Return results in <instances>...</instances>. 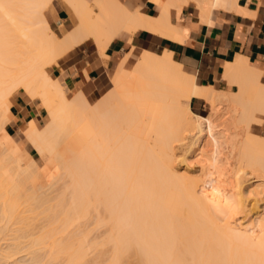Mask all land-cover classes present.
I'll list each match as a JSON object with an SVG mask.
<instances>
[{
  "label": "bare ground",
  "instance_id": "6f19581e",
  "mask_svg": "<svg viewBox=\"0 0 264 264\" xmlns=\"http://www.w3.org/2000/svg\"><path fill=\"white\" fill-rule=\"evenodd\" d=\"M57 1L69 11L64 34L46 14L57 13ZM152 1L163 8L158 17L120 0H0V264H264V205L255 220L245 218L254 194L248 178L264 189V136L252 131L264 126L257 68L243 57L227 63L233 92L198 87L172 52L133 46L97 99L64 73L52 75L60 57L89 39L104 60L113 40L131 42L141 29L184 41L188 30L170 22V8L195 1L207 21L237 3ZM16 94L37 99L49 121L40 126L33 118L19 136L9 134ZM192 99L207 114L194 112ZM226 148L237 169L227 165L236 181L231 211L215 197ZM180 151L197 152L187 172H179ZM56 165L70 178L68 197L42 190V171ZM100 227L101 236L91 233Z\"/></svg>",
  "mask_w": 264,
  "mask_h": 264
},
{
  "label": "crops",
  "instance_id": "0c3cea01",
  "mask_svg": "<svg viewBox=\"0 0 264 264\" xmlns=\"http://www.w3.org/2000/svg\"><path fill=\"white\" fill-rule=\"evenodd\" d=\"M120 1L131 2L147 15L158 17L163 11L152 0ZM236 1L233 7L214 10L207 21H203L201 9L195 1L183 5L181 11L170 8V22L188 30L184 41L141 29L132 35L131 42L113 40L106 49L107 58L104 60L98 55L95 41L89 39L61 58L58 67L52 69V75L64 73L70 86L82 84L90 96L105 86L108 76L124 53L136 46L152 51L165 48L172 52L174 58L193 76L198 87L211 86L222 91H236L237 85L230 83L224 76L227 63H236L241 57L260 71L264 82V0ZM56 6L57 18L52 16L49 21L55 30L60 29L64 34L63 25L60 22L58 25L57 19L67 21L69 11L59 1ZM85 70L88 79L84 81L81 73ZM10 109L15 118L6 125L9 134H15L24 122L39 119L42 115V108H37L33 101H26L20 94L14 96Z\"/></svg>",
  "mask_w": 264,
  "mask_h": 264
},
{
  "label": "rangeland",
  "instance_id": "374dc122",
  "mask_svg": "<svg viewBox=\"0 0 264 264\" xmlns=\"http://www.w3.org/2000/svg\"><path fill=\"white\" fill-rule=\"evenodd\" d=\"M122 2V1H121ZM123 4H131L132 5V8H133V10L134 11H137V10H139L140 8L139 7H137V6H135V5H133L131 2H122ZM46 14H47V17H48V19L50 20L51 19V17H52V14L49 12V11H47L46 12ZM51 14V15H50ZM57 15H56V12L54 13V17H56ZM57 18V17H56ZM70 19L68 18L67 19V21H62V20H60V19H57V23H58V25H59V22L63 25V32H67V31H69V29H70V25L68 24V21H69ZM67 28H68V30H67ZM55 30V29H54ZM56 31L59 33V32H61V30L60 29H56ZM62 34V33H61ZM155 51H160L161 52V54L163 55V56H167L169 53H170V51H168V50H166L165 48H163L162 50H159V49H156ZM124 56V55H123ZM64 57V56H63ZM63 57H60L59 58V60L61 59V58H63ZM114 74V70H112L111 71V74H110V76L111 75H113ZM110 84L108 83V81L106 82V84H105V86L102 88V89H100V90H98V91H95L92 95H90V97H91V99H97L98 98V96L109 86ZM216 87V86H215ZM216 88H218V87H216ZM236 87H234V89H235ZM99 94H98V93ZM34 103H36V105H37V108H42L41 106H38V100L36 99V100H34L33 101ZM204 102L202 101V100H197V99H192L191 100V103H190V106H191V108H192V110L194 111V112H196V113H199V114H203V115H205V114H207V112L205 111V109H204ZM36 121H37V123L40 125V126H44L48 121H49V116L47 115V113H46V110L44 109V108H42V115L39 117V119H37V118H34ZM254 127H255V129H254ZM19 131V127L17 128V130H16V133L15 134H11L12 136H19V134H17V132ZM252 131L255 133V134H258V135H262V136H264V126H257V125H255V126H253L252 127ZM24 142V141H23ZM201 147H203V141H202V139H200L199 141H197V144H196V149H199V150H201ZM224 148V147H223ZM27 149L30 151V153H32L33 155L36 153L35 152V150L34 149H31L30 147H27ZM225 149V148H224ZM223 149V150H224ZM220 150H221V153H222V149L220 148ZM227 151V152H226ZM181 153H180V155L183 157V161L182 162H184V165H181L182 166V168H180V171L179 172H183V171H185L184 169H188V170H186L185 172H187V171H189V170H191L192 169V167H195V162L193 161L195 158H196V155H197V152H196V154L194 153V152H192V154L190 153V154H188V155H186V153L185 152H183V151H180ZM223 152H225V155L224 154H222V156H223V159H222V156H220V155H218L220 158H221V160L222 161H224V165L222 164V161H221V163H219V165L221 166H223V167H220V168H223V169H225V171H223L222 172V174H223V177L221 178V179H219V186L217 187V191L219 192V194L218 195H216L215 197L217 198V200L220 198L221 199V202H220V204L222 205V207H223V205L225 206V207H228L226 210H229L232 206H233V203H231V202H234V200H232V197H233V192H234V183L236 182V181H234L235 180V177L233 176V175H235V174H233L234 173V171L232 172L231 170H230V168H234V166L232 167H230V162L229 161H227L228 159L230 160L231 159V157L229 156V150L226 148V150H224ZM194 154V155H193ZM186 155V158L184 157ZM225 156V157H224ZM194 158V159H193ZM225 158V159H224ZM191 161V162H190ZM231 161V160H230ZM233 162V161H232ZM38 163V165H44V163L42 162V161H38L37 162ZM194 163V164H193ZM233 163H231V165H232ZM227 165H229V167L230 168H228V166ZM57 167H58V165H56V166H54V167H52V168H54V169H51L50 168V170L48 171V170H43L42 172L43 173H45V174H43L42 172V175H41V178H43V179H46V181L45 180H43V179H41L42 180V190H44L43 188H46L44 191L46 192L47 191V193L48 194H50V196H52V197H57L56 195H55V193L57 194V195H59V194H61L62 196H69L70 195V191H69V189H70V178L68 177H66V175H67V173L65 172V171H63L62 169H60V168H58L57 169ZM227 169L228 170H230V171H228V172H230V174H228V172H227ZM56 170V171H55ZM58 170H60V172H62L61 174H60V172L58 171ZM233 170H237L236 168L235 169H233ZM52 171H54V172H52ZM58 171V172H57ZM52 174H54V175H52L51 176V178H50V174L51 173ZM56 172V173H55ZM213 172H215V171H213ZM217 172V171H216ZM215 172V173H216ZM49 173V174H48ZM232 173V174H231ZM56 175V176H55ZM57 175H58V178H56L57 177ZM65 176L66 177V180H65V177H63V176ZM48 176V177H47ZM62 176V177H61ZM68 176V175H67ZM52 177H54V178H52ZM233 177H234V180H233ZM63 178V179H62ZM58 179H60V180H58ZM69 179V181H67ZM248 179H250V180H248L247 182H246V187H249L250 188V190L252 191H254V194L252 195V197L250 198V200H249V202L248 203H251V204H249L250 205V207H249V210H248V213H247V217L245 216V214H242V213H240V212H237L236 213V216H238V219L240 220L241 218H244V216H245V218L247 219V220H255V218H257V216H258V214H259V208L261 207V206H263L264 204V202H262V199H263V201H264V189L259 185V183L256 181V179H251V178H248ZM51 180V181H50ZM44 182V183H43ZM58 182V183H57ZM60 182V183H59ZM69 182V183H68ZM52 183V184H51ZM62 183H64V184H68V186L67 185H63ZM233 183V184H232ZM45 184V185H44ZM44 185V186H43ZM55 185V186H54ZM248 185V186H247ZM52 186V189L51 188H49V187H51ZM66 187H67V190H66ZM232 187V188H231ZM225 188V189H224ZM65 189V190H64ZM223 191H222V190ZM258 189V190H257ZM51 191V193H50V191ZM221 190V191H220ZM225 190V191H224ZM62 191H64V193H61ZM67 191H69L67 194H66V192ZM233 191V192H232ZM260 191V192H259ZM263 192V193H262ZM64 194V195H63ZM61 195H59L58 197H61ZM231 203V204H230ZM256 203V204H255ZM218 205V204H217ZM220 205V206H221ZM229 205L231 206V207H229ZM255 205V206H254ZM261 205V206H260ZM225 209V208H224ZM257 209V210H256ZM254 210V213L252 212V211ZM230 211H231V209H230ZM229 211V212H230ZM250 211H251V213H250ZM258 212V213H257ZM228 213V211L225 213H222V216H224L223 214H227ZM239 213V214H238ZM229 214V213H228ZM257 214V215H256ZM240 215V216H239ZM252 215V216H251ZM256 215V216H255ZM237 219H234L233 221L235 222ZM238 221V220H237ZM253 224V225H252ZM251 225H248L247 226V228H249L248 230H251L252 231V228L254 227V223H252ZM250 226V227H249ZM252 226V227H251ZM89 227H91V226H89ZM95 229H97V230H94V229H92L91 231H95V232H91L93 235H95V236H101V233H104V230H105V228L104 227H100V231H98L99 230V228H95ZM254 231V230H253ZM252 231V232H253ZM91 234V235H92ZM95 253H97V252H90V257L89 258H93L94 256L93 255H96ZM21 255H24V253L23 254H21ZM93 256V257H92ZM92 264H94V262H91ZM90 263V264H91ZM95 264H98V263H96L95 262ZM102 264V263H101Z\"/></svg>",
  "mask_w": 264,
  "mask_h": 264
}]
</instances>
